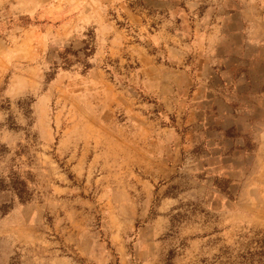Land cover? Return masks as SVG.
<instances>
[{
    "label": "rangeland",
    "instance_id": "rangeland-1",
    "mask_svg": "<svg viewBox=\"0 0 264 264\" xmlns=\"http://www.w3.org/2000/svg\"><path fill=\"white\" fill-rule=\"evenodd\" d=\"M258 60L264 0H0V264H264Z\"/></svg>",
    "mask_w": 264,
    "mask_h": 264
},
{
    "label": "crops",
    "instance_id": "crops-1",
    "mask_svg": "<svg viewBox=\"0 0 264 264\" xmlns=\"http://www.w3.org/2000/svg\"><path fill=\"white\" fill-rule=\"evenodd\" d=\"M260 65H264V60H258ZM257 61H255L256 63Z\"/></svg>",
    "mask_w": 264,
    "mask_h": 264
}]
</instances>
